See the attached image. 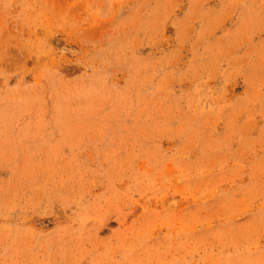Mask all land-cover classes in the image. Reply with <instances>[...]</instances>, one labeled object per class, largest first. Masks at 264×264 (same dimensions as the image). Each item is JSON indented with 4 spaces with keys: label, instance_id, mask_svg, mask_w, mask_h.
<instances>
[{
    "label": "rangeland",
    "instance_id": "374dc122",
    "mask_svg": "<svg viewBox=\"0 0 264 264\" xmlns=\"http://www.w3.org/2000/svg\"><path fill=\"white\" fill-rule=\"evenodd\" d=\"M0 264H264V0H0Z\"/></svg>",
    "mask_w": 264,
    "mask_h": 264
}]
</instances>
